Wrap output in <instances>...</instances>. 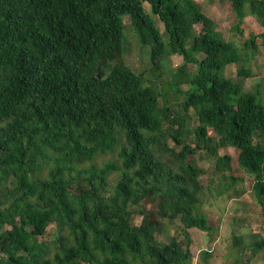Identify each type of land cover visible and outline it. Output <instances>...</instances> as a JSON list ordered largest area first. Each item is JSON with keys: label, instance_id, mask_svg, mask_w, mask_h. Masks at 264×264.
Segmentation results:
<instances>
[{"label": "trees", "instance_id": "trees-1", "mask_svg": "<svg viewBox=\"0 0 264 264\" xmlns=\"http://www.w3.org/2000/svg\"><path fill=\"white\" fill-rule=\"evenodd\" d=\"M228 1L239 33L249 15L264 27V0ZM125 19L148 47L141 70ZM258 37L223 38L196 0H0V264H193L189 229L213 238L208 194L246 192L236 166L264 215L263 92L225 74L252 75ZM250 236L230 264L264 248Z\"/></svg>", "mask_w": 264, "mask_h": 264}, {"label": "rangeland", "instance_id": "rangeland-1", "mask_svg": "<svg viewBox=\"0 0 264 264\" xmlns=\"http://www.w3.org/2000/svg\"><path fill=\"white\" fill-rule=\"evenodd\" d=\"M202 7L204 13L213 18L217 22V30L222 37L242 45L243 42L249 38L253 33L259 34L264 31V27L251 15L245 18L244 24L241 26L243 34L239 33L235 25L238 18L232 8L230 1L215 0L210 2L208 0H196ZM146 10L150 12V5L145 3ZM126 24V39H125V58L126 62L134 66L137 70H141L148 66V57L145 51L148 47L142 48L137 40H133L135 35L130 31L131 25L127 19L124 20ZM158 25L164 32L163 24L158 21ZM200 26H197L199 28ZM259 49L255 56L251 58L248 66L251 69L252 75L250 77L239 76L238 69L240 64H230L225 70V74L233 80L240 82L246 90L252 89L254 86H260L264 96V44L262 38H257ZM245 56V52L242 49ZM183 62L181 55H172L168 60V72H173L176 67ZM222 153H231L233 159H237L238 151L233 147H228L221 150ZM116 153H106L95 158L96 161L102 162L111 157H116ZM201 165L213 172V159L206 158L199 161ZM236 165V163H235ZM235 175L242 176L243 180H239L237 187L240 189L244 187L246 192L237 198H229L226 193L218 195L213 189L209 193L203 204V211L207 214V218L211 225H213V238L209 239L206 231L198 228L189 229L191 238V251L193 254V264H230L234 261L238 247L233 244L235 242V235H243L244 241H249L250 233H260L264 235V215L262 207L257 203L252 194L253 177L248 175L239 166L235 168ZM202 181L207 183L206 175L202 176ZM218 184V183H217ZM140 216H137L136 222H139ZM179 223V222H177ZM179 225H181L179 223ZM171 233L178 237L181 241L186 242V237L176 229H171ZM161 240H168L166 237L159 235ZM210 250L211 255L205 260L201 253L205 250ZM240 250V249H239ZM238 250V251H239ZM245 254H252L251 248H245ZM252 264H264V248L252 255Z\"/></svg>", "mask_w": 264, "mask_h": 264}]
</instances>
